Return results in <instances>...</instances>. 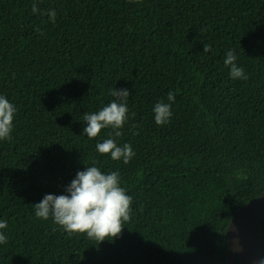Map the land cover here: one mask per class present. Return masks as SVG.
<instances>
[{"label":"trees","instance_id":"trees-1","mask_svg":"<svg viewBox=\"0 0 264 264\" xmlns=\"http://www.w3.org/2000/svg\"><path fill=\"white\" fill-rule=\"evenodd\" d=\"M230 49L247 80L230 77ZM115 88L131 93L115 138L127 164L97 151L112 129L83 134ZM0 95L17 109L0 140V264H227V226L264 195V0H0ZM87 166L118 171L132 197L115 239L35 216ZM258 240L262 260L264 219Z\"/></svg>","mask_w":264,"mask_h":264},{"label":"clouds","instance_id":"clouds-1","mask_svg":"<svg viewBox=\"0 0 264 264\" xmlns=\"http://www.w3.org/2000/svg\"><path fill=\"white\" fill-rule=\"evenodd\" d=\"M38 10L37 5L33 3L32 11L35 13ZM48 15L54 23L55 10H51ZM210 49V45H204L205 53ZM236 60L234 50H228L224 64L230 68V77L247 80L244 68L239 66ZM110 94L115 98L110 103L97 112L84 114L83 121L87 126L83 129V134L89 139H94L103 129H112L109 138L97 143V151L102 155L110 154L113 160H122L127 164L135 156V152L129 143L118 146L115 138L122 136L121 129L129 119L127 101L131 93L127 88H115L110 89ZM167 101L161 100L154 105V119L157 125L162 126L170 121L171 102L175 101L173 91H169ZM16 111L15 106L5 96L0 95V140L11 138ZM65 193L46 194L39 203L34 204L35 216L43 220L51 216L54 223L66 233L86 234L88 238L99 242L110 240L109 237H118L124 229V224L130 219L133 200L121 187L118 171L105 173L96 166H87L84 171L76 174L65 188ZM7 227V221H0V230ZM7 240V236L0 232V244L7 243ZM260 264H264V259Z\"/></svg>","mask_w":264,"mask_h":264},{"label":"water","instance_id":"water-1","mask_svg":"<svg viewBox=\"0 0 264 264\" xmlns=\"http://www.w3.org/2000/svg\"><path fill=\"white\" fill-rule=\"evenodd\" d=\"M264 219V195L235 212L226 229L227 264H260L259 226Z\"/></svg>","mask_w":264,"mask_h":264}]
</instances>
